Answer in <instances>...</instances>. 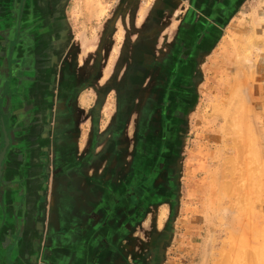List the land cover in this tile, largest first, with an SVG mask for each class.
Returning <instances> with one entry per match:
<instances>
[{"label":"rangeland","instance_id":"1","mask_svg":"<svg viewBox=\"0 0 264 264\" xmlns=\"http://www.w3.org/2000/svg\"><path fill=\"white\" fill-rule=\"evenodd\" d=\"M159 1L167 0H138L135 6L122 0H67L74 65L113 69L120 48L155 24L148 17ZM190 2H166L171 14L161 25L162 37L172 41ZM105 36L111 49L101 51ZM200 74L181 151L179 200L173 211L164 205L158 212V229L168 230L160 264H264V0H245L204 58ZM233 76L237 84H231ZM230 84H236L233 97ZM107 101L100 99L103 110Z\"/></svg>","mask_w":264,"mask_h":264},{"label":"flooded vegetation","instance_id":"2","mask_svg":"<svg viewBox=\"0 0 264 264\" xmlns=\"http://www.w3.org/2000/svg\"><path fill=\"white\" fill-rule=\"evenodd\" d=\"M122 1L131 6L138 3ZM66 2L5 0L9 39L12 43L33 41L35 61H41L43 75L52 80L50 121L54 126L62 120L68 125L81 122L82 117L75 111L79 92L105 75L100 64L96 70L74 65L75 45L66 21ZM166 2L154 5L148 18L155 24L148 26L144 35L119 47V59L114 61L107 81L114 83L106 84V93L101 92L103 88L98 89L101 96L98 95L95 107L99 120L103 109L100 99L116 86L114 162L108 160L105 170L111 169L118 177L116 194L120 203L116 209L120 212L119 221L113 228L107 227L114 230L117 239L105 241L98 257L100 264H160L167 248L168 230L165 226L158 229V212L164 205L173 211L179 200L181 151L187 120L196 103L200 66L245 0H191L171 32L172 41L162 37L165 27L161 25L171 14ZM100 46L101 51L104 47L111 49V39L105 36ZM62 58L64 62L59 63ZM71 73L79 78L78 81L74 77L75 85L66 81ZM6 128L1 116L3 134ZM54 131L58 132L56 128ZM62 133L65 131L57 136L60 138Z\"/></svg>","mask_w":264,"mask_h":264},{"label":"crops","instance_id":"3","mask_svg":"<svg viewBox=\"0 0 264 264\" xmlns=\"http://www.w3.org/2000/svg\"><path fill=\"white\" fill-rule=\"evenodd\" d=\"M6 10L0 0V118L7 124L5 134L0 130V152L9 138L0 187V264H100L105 241L117 239L107 227L120 218L119 180L105 170L108 160L114 162L116 86L107 91L99 120L95 107L106 84L114 83L107 82L114 68L79 92L81 122L54 126L52 80L35 61L33 41L9 39ZM67 75L71 85L74 77L79 81ZM55 128L65 133L59 138Z\"/></svg>","mask_w":264,"mask_h":264},{"label":"water","instance_id":"4","mask_svg":"<svg viewBox=\"0 0 264 264\" xmlns=\"http://www.w3.org/2000/svg\"><path fill=\"white\" fill-rule=\"evenodd\" d=\"M8 146H9V138L6 137L5 147L3 148V150H2V152L0 154V187H1L2 176H3V160L5 158V154L7 152Z\"/></svg>","mask_w":264,"mask_h":264},{"label":"bare ground","instance_id":"5","mask_svg":"<svg viewBox=\"0 0 264 264\" xmlns=\"http://www.w3.org/2000/svg\"><path fill=\"white\" fill-rule=\"evenodd\" d=\"M241 75H242V74H241ZM241 75H239V73H238V76H241ZM244 75H245V74H244ZM234 76H235V75H234ZM234 76H233V77H234ZM238 76H236V77H238ZM234 79H235V77L233 78V80H234ZM234 81H235V82H234ZM234 81H233V83H231V84L236 83V82H237V78H236V80H234ZM238 81H239V80H238ZM237 83H238V82H237ZM237 83H236V84H237ZM231 84H230V85H231ZM236 84H235V85H236ZM235 85H231L232 88H231L230 91H231V96H232V97H233L232 93H233V90H234V88H235ZM234 92H235V91H234ZM233 94H234V93H233ZM245 110L247 111L246 108H245ZM248 110H249V109H248ZM251 114H252V113H251ZM229 119H230V118H229ZM226 146H227V145H226ZM228 147H229V145H228ZM223 149H224V148H223ZM228 150H229V149H228ZM225 162H226V161H225ZM227 163H228V162H227ZM231 165H232V164H231ZM233 167L235 168V167H237V166H233ZM233 167H231V168H233ZM218 174H219V173H218ZM219 175H220V174H219ZM212 177H213V179L215 178V176H212ZM218 178H220V176H219ZM229 179H230V178H229ZM231 179H232V178H231ZM236 179H237V178H236ZM214 180H215V179H214ZM218 180H219V179H218ZM239 180H240V179H239ZM212 181H213V180H212ZM231 182H232V181H231ZM231 182L229 181V183H231ZM235 182H236V181H235ZM235 182H234V183H235ZM216 183H218V182H216ZM226 184H227V183H226ZM238 187H239V186H238ZM239 188H240V187H239ZM227 189L231 191V188H229V186H227ZM211 190H212V189H211ZM219 192H220V191H219ZM230 194H231V193H230ZM230 194H229V195H230ZM239 194H240V193H239ZM229 195H228V196H229ZM234 195H235V193H234ZM232 196H233V195H232ZM232 202H233V201H232ZM228 206H229V205H228ZM260 253H261V254L263 253L262 250H261Z\"/></svg>","mask_w":264,"mask_h":264}]
</instances>
